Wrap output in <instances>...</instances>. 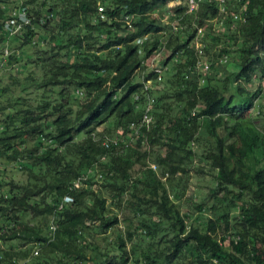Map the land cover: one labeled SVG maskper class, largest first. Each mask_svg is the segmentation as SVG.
<instances>
[{"label":"trees","instance_id":"1","mask_svg":"<svg viewBox=\"0 0 264 264\" xmlns=\"http://www.w3.org/2000/svg\"><path fill=\"white\" fill-rule=\"evenodd\" d=\"M222 6L200 0L189 15L184 0H0V72L11 79L0 77V158L16 169L0 170V264H264V132L246 118L261 92L247 88L264 82V0ZM19 12L27 23L13 32ZM161 48L157 80L148 65ZM19 63L30 70L11 73ZM151 100L152 123L134 135ZM195 158L215 187L210 205L189 202L212 217L188 223L171 183Z\"/></svg>","mask_w":264,"mask_h":264},{"label":"rangeland","instance_id":"2","mask_svg":"<svg viewBox=\"0 0 264 264\" xmlns=\"http://www.w3.org/2000/svg\"><path fill=\"white\" fill-rule=\"evenodd\" d=\"M174 5H175V3L170 2L169 4L166 5V7H164V10L161 13V19L163 21L167 22L169 20L170 15H167L166 11L170 8H173ZM11 12L12 11H8L9 14ZM213 24H215V21H212V25ZM172 25L175 26L176 23L173 22ZM215 26L213 25V27H215ZM11 38H12V36L9 37V39H11ZM196 41H198V43L200 45L203 44L205 46V43L202 41V38H199L198 40H195V38H194L193 44ZM30 50H31L30 46L24 47L23 50L20 51L22 58ZM154 60H157V59H154ZM154 64H159V60L157 62H154ZM226 65H227L229 71H231V72L237 71L236 65H232L231 63L229 64V60H227ZM29 70L30 69H29L28 64H26V66H25L24 63H22V65H21V63H19V64L14 65L12 67V69L10 70V72L14 73L15 71H17V72H25L26 73ZM4 72L5 73L0 72V77L1 78L3 77L4 83L10 84L11 79L8 77L9 69H5ZM223 80H224V78L221 75H217L212 80V83L214 85L218 86V88L220 90H222L223 89ZM259 82H260V80L258 79L255 81L254 86L247 88L249 90L250 94L254 93L256 91L258 85H260ZM240 84H242L241 81H240ZM233 86H235V83ZM232 91L234 92L236 99H237L238 93H237L235 87H233ZM262 98H263L262 99V101H263L264 100V93H262ZM7 99H8V97L4 98V104L6 103L5 101ZM258 111H259V109L257 108V106H255V108L253 110H251L250 113L247 114L246 118H252L253 123L261 131L264 132V112L262 111L263 114H259ZM107 130L108 129H107L106 125H103V126L98 128L99 133H107ZM110 136L111 137L114 136L113 131H111ZM200 165H201V163L197 158L193 159L192 162H186L185 167H186V169L189 170L188 175L184 176L183 178H180V174H177L171 183V185L175 186L178 191H180L181 193L183 192V197H182L181 201L178 202V205L181 206L180 210L182 213L189 215L188 223L194 222V221H203V220H205L206 217H212L210 212L204 213V215H198L194 210H192L191 204L189 202V201H193V203H197L200 201L201 202L205 201V203L207 205H210V203L213 201V199H212V197H210V195L212 194V190L215 187L214 172L205 168L204 173H200V174L196 173L195 171L197 170V168ZM3 166H8V167H11L12 169H14L10 163H8L6 160L0 158V170L3 169ZM154 166L155 165L150 164V167L153 168ZM8 167L6 168L7 169L6 173H5L6 175H10V168H8ZM153 169H155V171H157L158 175H160V173H161L160 169L158 170V168L156 169V167H154ZM14 170H16V169H14ZM14 175H16V179H22V176H20V174L14 173ZM6 178L8 179V176ZM164 179H165V177L163 178V180ZM5 190H6V187H3L2 191L4 192ZM108 203H109V205L111 204V209H116L115 206L112 205L111 201H109ZM123 213H128V211L126 209H123L122 211L119 212V217H121V215ZM123 227H124V224L120 223V228L123 229ZM114 238H115V233L113 231H110L108 234L100 236L99 244H100V246L103 247L106 244L111 243L114 240ZM228 244H229L228 241L223 242V246L226 249L228 248ZM129 246L130 245L128 244L127 247L129 248Z\"/></svg>","mask_w":264,"mask_h":264},{"label":"built area","instance_id":"3","mask_svg":"<svg viewBox=\"0 0 264 264\" xmlns=\"http://www.w3.org/2000/svg\"><path fill=\"white\" fill-rule=\"evenodd\" d=\"M199 1L200 0H184V4H185V7H186V14H193L197 11L198 9V4H199ZM225 2V0H218V3L220 5V12H224V7L222 6L223 3ZM244 9V5L241 7L240 11L238 13H236L234 15V20L235 21H238V20H242L244 21L243 19V16L241 15V10ZM222 23H220L219 26H221ZM20 29V25H16L13 29V32H17L18 30ZM203 37V30L201 28H198L197 29V33H196V36H195V40H198L199 38H202ZM146 39V38H145ZM137 44H141L142 43V40L138 39L136 41ZM194 49H195V52L197 54V62H196V68H199V69H202L203 72H208L210 70V64L204 59V53H203V50H204V45H200L198 43V41H196L194 44ZM164 50L163 48L159 49L158 50V53L155 55V58L154 59H157V61L159 60V64H149L148 66L152 69V71L154 72V74H156V78L157 80H160L161 79V74L164 70V66L161 64V61H162V58L164 57V54H163ZM5 56L8 55V51L7 50H4V54ZM221 62H226V59H223ZM204 83V80L201 79L200 80V84H203ZM151 84V81H147L146 84H145V89H147L149 87V85ZM81 94V93H79ZM153 100H151V103L148 104L145 109H144V112L141 116V120L140 122H133V123H130V128L133 129V134L136 135L139 131V129L141 127H149V125L152 123V117H151V114H150V105L152 104ZM195 113L192 112V116H194ZM111 141H113L115 144L118 142L117 139H112ZM154 168V167H153ZM78 184L75 183V186H77Z\"/></svg>","mask_w":264,"mask_h":264},{"label":"clouds","instance_id":"4","mask_svg":"<svg viewBox=\"0 0 264 264\" xmlns=\"http://www.w3.org/2000/svg\"><path fill=\"white\" fill-rule=\"evenodd\" d=\"M11 13L14 14L13 11H12ZM18 19H19V20H15V21L12 22V25H11L10 30L13 31V29H14V27H15L16 25H20V28H21V26H23V24H26V23H27V22H26V18H25V16H24V12H19ZM9 36H12V35H9ZM2 50H3V54H4V50H7V51H8V55L10 54V49H9V48H6V47H5V48H2ZM8 55H7V56H8Z\"/></svg>","mask_w":264,"mask_h":264},{"label":"crops","instance_id":"5","mask_svg":"<svg viewBox=\"0 0 264 264\" xmlns=\"http://www.w3.org/2000/svg\"><path fill=\"white\" fill-rule=\"evenodd\" d=\"M254 84H255V82H254ZM254 84L252 86H254ZM259 84L260 85H258L257 89L261 88L260 96H259V99H257L255 101V103H254V108H255V106H257V108L259 109L258 113L260 111H263L264 112V100L262 101V99H263L262 98V93H264V82L263 81H260Z\"/></svg>","mask_w":264,"mask_h":264}]
</instances>
